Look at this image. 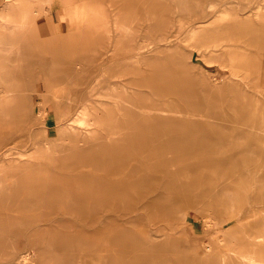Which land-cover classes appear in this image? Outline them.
I'll return each mask as SVG.
<instances>
[{"label":"rangeland","instance_id":"374dc122","mask_svg":"<svg viewBox=\"0 0 264 264\" xmlns=\"http://www.w3.org/2000/svg\"><path fill=\"white\" fill-rule=\"evenodd\" d=\"M4 44L0 264H264V0H0Z\"/></svg>","mask_w":264,"mask_h":264},{"label":"bare ground","instance_id":"6f19581e","mask_svg":"<svg viewBox=\"0 0 264 264\" xmlns=\"http://www.w3.org/2000/svg\"><path fill=\"white\" fill-rule=\"evenodd\" d=\"M13 28V29H12ZM14 26H12V27H4L3 29H5L6 31H10V32H14L13 30H14ZM5 45V44H4ZM0 45V49L2 50H4V51H7V52H11L12 54H14V56H20V50H19V48H17V47H15V46H8V44H7V46L5 45ZM146 111H151V110H146ZM52 232V231H51ZM50 235V234H49ZM54 245H55V242L53 243ZM52 247V246H51ZM43 249V248H42ZM53 249V248H52ZM55 249V248H54ZM53 249V250H54ZM41 251V250H40ZM39 251V252H40ZM55 251V250H54ZM35 254V253H34ZM42 254H44L45 255V253L44 252H41L40 253V255H41V257H42ZM43 255V256H44ZM28 256V255H27ZM26 257V256H25ZM45 257V256H44ZM27 259V258H26Z\"/></svg>","mask_w":264,"mask_h":264},{"label":"crops","instance_id":"0c3cea01","mask_svg":"<svg viewBox=\"0 0 264 264\" xmlns=\"http://www.w3.org/2000/svg\"><path fill=\"white\" fill-rule=\"evenodd\" d=\"M189 127H190V125H189Z\"/></svg>","mask_w":264,"mask_h":264}]
</instances>
